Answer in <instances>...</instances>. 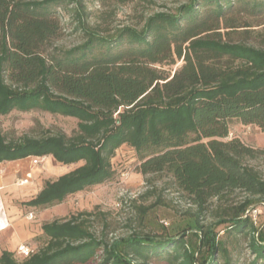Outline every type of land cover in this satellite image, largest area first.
Segmentation results:
<instances>
[{
    "label": "trees",
    "instance_id": "16d2710c",
    "mask_svg": "<svg viewBox=\"0 0 264 264\" xmlns=\"http://www.w3.org/2000/svg\"><path fill=\"white\" fill-rule=\"evenodd\" d=\"M136 1L150 2L0 0V115L41 110L79 121L73 136L8 139L0 131V163L46 156L62 165L83 162L26 202L45 207L111 179L113 156L129 146L143 176L168 175L196 212L187 213V225L176 233H136L112 242L106 223L97 237L89 220L94 214L81 213L45 223L44 248L21 262L3 251L0 264H88L100 250V264H237L216 230L221 225L229 237L251 233L249 264H264V229L247 213L264 203V178L251 164L264 150L225 140L233 120L264 131V29L258 46L225 40L255 31L229 13L262 18L264 0H189L174 12L148 16L141 27L112 33L91 25L97 16L89 6ZM64 6L84 35L70 49L56 45L63 28L52 14ZM235 191L244 200L205 227L211 202ZM187 231L197 234L198 246Z\"/></svg>",
    "mask_w": 264,
    "mask_h": 264
},
{
    "label": "rangeland",
    "instance_id": "374dc122",
    "mask_svg": "<svg viewBox=\"0 0 264 264\" xmlns=\"http://www.w3.org/2000/svg\"><path fill=\"white\" fill-rule=\"evenodd\" d=\"M189 0H150V2L136 1L125 5H110L108 7L95 4L89 6L90 10L96 12V18L91 19V25L99 24L103 29H108L111 33L116 28L123 26L143 25V21L150 15L157 12H174L178 7ZM70 7H59L52 16L59 19L63 28L56 45L70 49L83 42V33L75 30V24L69 13ZM108 13H110L108 15ZM232 17L240 18L243 23L249 22L255 25V31H238L237 34L225 36V40H242L249 44L258 46L261 40L264 26H256L264 23V17L255 19L245 14H238L235 11L229 13ZM107 17L103 23L101 17ZM141 24V25H139ZM224 32V31H223ZM239 33V34H238ZM1 34V31H0ZM78 120L72 117H65L58 114H51L41 110H31L21 112L14 110L7 115H0V131L8 139L19 138L23 135L32 137H43L48 135L66 134L73 136L78 130ZM239 139L243 144L264 150V131L252 125H244L237 120L230 123V134L225 140ZM53 158V157H52ZM54 160V159H53ZM55 162V161H54ZM114 175L106 182L88 187L83 191L69 195L63 202L45 207H29L26 202L31 200V193L38 191L40 184L53 181L60 176L69 173L83 162L71 165H62L55 162L53 166L48 163V159H42L38 164L40 173L35 178L32 185L33 191L17 200L14 207L18 208L16 217L24 222V232L26 236L22 238L17 247L12 252L18 261H23L21 249L28 247L34 253L44 248L48 240L43 234L42 226L55 220L69 219L74 215L85 212H92L94 215L89 218L92 224V231L97 237H101L103 226L106 223V234L109 241L130 236L131 234H173L181 231L187 225V213H195L196 209L190 201L180 193L176 186L172 184L168 175H148L143 176L140 171V159L129 146L118 149L112 158ZM251 164L261 173L264 178V156L251 162ZM8 165V163H5ZM11 165L10 169L17 167ZM27 166V165H26ZM151 180V181H149ZM245 194L235 191L223 201L214 199L209 205V210L203 217L202 224L205 227L215 226L218 213L226 210L227 206L236 205L243 201ZM143 208H148L142 213ZM251 214L255 224L260 229H264V203L251 207L248 212ZM227 225L216 227L221 239L232 251L237 264H249L254 260V255L249 248L251 233L247 237H229L225 232ZM14 231V229L11 228ZM194 232H184L189 242L193 246H198L199 237ZM12 237H8L12 241ZM1 241V240H0ZM6 246H12L8 241H4ZM9 244V245H8ZM13 248V247H12ZM104 260L103 251L100 250L88 264H100ZM148 264H168L165 261L157 260Z\"/></svg>",
    "mask_w": 264,
    "mask_h": 264
},
{
    "label": "crops",
    "instance_id": "0c3cea01",
    "mask_svg": "<svg viewBox=\"0 0 264 264\" xmlns=\"http://www.w3.org/2000/svg\"><path fill=\"white\" fill-rule=\"evenodd\" d=\"M42 159H48V163L53 167V164L57 162L52 156H46L28 157L21 160L0 163V220L4 218L7 219L8 222V225L0 230V255L3 251L14 252L19 242L26 236L24 232V220L20 221L15 216L18 208L14 207V204L24 195H27V193L29 195L31 191L34 192V186H32L35 184L34 176L36 177L40 173L38 164ZM5 163H8V165H5ZM15 163V166H18L10 169L11 165ZM45 184H40L41 187L38 191L34 192V194H30L32 197L31 199L39 194ZM11 228L14 229V231L11 230ZM8 237H12V241H9ZM6 240L8 243H11L12 246H6L4 244Z\"/></svg>",
    "mask_w": 264,
    "mask_h": 264
},
{
    "label": "built area",
    "instance_id": "2783aa9c",
    "mask_svg": "<svg viewBox=\"0 0 264 264\" xmlns=\"http://www.w3.org/2000/svg\"><path fill=\"white\" fill-rule=\"evenodd\" d=\"M8 225L7 219L0 220V230L4 229ZM32 254H34V250L30 249L28 247H25L21 249V255L24 259L30 257Z\"/></svg>",
    "mask_w": 264,
    "mask_h": 264
}]
</instances>
